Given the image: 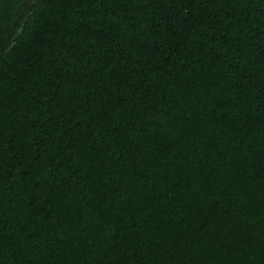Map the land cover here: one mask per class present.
Listing matches in <instances>:
<instances>
[{"label":"trees","instance_id":"trees-1","mask_svg":"<svg viewBox=\"0 0 264 264\" xmlns=\"http://www.w3.org/2000/svg\"><path fill=\"white\" fill-rule=\"evenodd\" d=\"M0 264H264V0H0Z\"/></svg>","mask_w":264,"mask_h":264}]
</instances>
